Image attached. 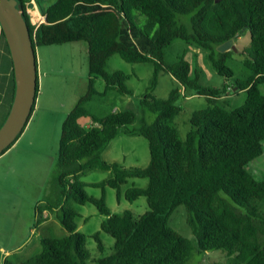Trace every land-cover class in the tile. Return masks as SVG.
<instances>
[{"label":"trees","instance_id":"obj_1","mask_svg":"<svg viewBox=\"0 0 264 264\" xmlns=\"http://www.w3.org/2000/svg\"><path fill=\"white\" fill-rule=\"evenodd\" d=\"M20 1L35 49L87 41L89 76L86 92L63 122L50 179L53 184L35 205L34 227L55 215L67 233L41 236V250L17 264H88L92 259L88 235L78 229L81 212L75 204L87 202L105 215L101 229L92 233L98 248L104 250L101 230L114 237L110 253L93 257L97 264L185 263L195 245L168 223L180 204L187 206L199 251L221 249L225 264H264V177H257L249 166L264 151V92L260 87L264 83V0H36L46 17L37 28L27 11L30 0ZM132 11L151 27L157 24L154 35L130 18ZM246 28L251 40L240 53L249 75L236 84L247 95L238 107L220 101L228 87L236 84L226 83L224 90L205 86L200 83L199 69L188 59L164 60L165 47L180 38L206 49L217 72L229 77L233 69L227 60L234 51H221L218 46ZM114 53L130 62L154 63L152 83L140 100V117L132 109L103 116L88 110L87 103L98 93L97 76L105 80L102 93L133 92L128 84L130 73L107 70ZM162 71L178 84L167 96L158 97L152 91ZM193 94L205 95L208 106L192 111L191 127L182 138L175 117L182 110L180 99ZM87 117L90 122L84 125L82 119ZM121 129L147 138V166L127 167L102 157ZM93 164L112 169L113 175L99 182L83 181L81 175ZM131 177L148 178V182L123 191L122 185ZM87 185L100 186L101 196L89 194ZM108 186L116 188L119 200L123 196L134 201L144 195L148 209L139 215L131 209L112 212L106 202Z\"/></svg>","mask_w":264,"mask_h":264},{"label":"rangeland","instance_id":"obj_2","mask_svg":"<svg viewBox=\"0 0 264 264\" xmlns=\"http://www.w3.org/2000/svg\"><path fill=\"white\" fill-rule=\"evenodd\" d=\"M129 16L139 26L148 28L151 35L155 34L157 24H153L151 27L144 21L139 20L141 16H138L136 11L129 12ZM250 40L251 33L248 28L243 30L241 35L235 38L234 42L238 49L234 50L230 48L234 51V54L227 60V65L233 69L232 72H229V74H232L229 77L217 72L208 57L206 49L196 44L188 43L180 38L175 39L169 46L165 47L164 60L167 63H174L181 58H186L192 63L193 68L199 69L201 84L218 87L224 90V85H226V83L234 85L238 79L244 80L248 77L249 70L243 64L244 56L240 53V49L244 45H249ZM39 52L46 62V67L48 69L52 68L51 70L59 75L56 82V95L59 98L65 96L75 105L78 98L86 92L88 85L89 63L87 41L80 40L59 44L41 45L39 46ZM116 69H121L131 74L128 84L133 88V92L131 94H122L118 90L113 89L107 91V93H102L106 86L105 80L102 76H97L95 86L98 93L87 103L88 110L92 114L103 116L114 110L132 109L137 113L138 117H140L142 113L140 100L152 83L154 76V63L152 61L130 62L122 58L120 54L114 53L108 60L107 70L114 71ZM177 84L178 81L170 73L162 71L159 74L158 84L152 93L158 97L167 96ZM260 87L264 92V83H262ZM225 94L226 95H224L220 101L222 102L225 100L229 104V107L234 108L240 106L245 101L247 92L245 89L239 88L236 84L233 88L228 87ZM180 104L182 110L175 117V122L178 126L180 136L184 138L191 127L190 116L192 111L207 107L208 101L205 95L194 94L192 96L182 97L180 99ZM89 120L83 118L82 122L84 125L89 124ZM134 124L138 125L139 121L137 120ZM59 139L60 138H58L55 144H50L51 152H53V149H55L56 146V153L58 154ZM12 156L15 158L16 153ZM102 157L107 161L118 162L127 167H145L150 161L148 140L143 135L127 134L121 129L118 135L112 139L107 149L103 152ZM9 165L10 155L0 163V167H3L7 171ZM249 166L257 177H264V151L261 155L252 159ZM53 168H55V166ZM54 173L55 170L52 175H54ZM112 175V169H104L97 164H93L85 170L81 178L83 181L91 183L105 180ZM147 182L148 178L131 177L122 185V190L125 191L126 188L131 185L145 186ZM52 184L53 180L47 182L43 197L50 190V185L52 186ZM42 185H44L42 181H36L32 178L21 175V186L23 189L21 193L25 194L26 199L27 197H35L36 193L34 189L39 188ZM15 188L17 192L20 191V187L17 185H15ZM86 190L89 194L97 197L102 194V188L100 186L87 185ZM106 202L112 212L121 213L125 209H131L136 215H139L148 209L147 199L144 195L134 201H130L124 197L119 200L116 188L110 186L106 189ZM75 204L83 215H87V219H84L81 216L77 217V222L78 229L88 235V249L92 257V259L88 261V264H97V262L93 260V257L98 258L110 253L114 237L110 233L101 230L100 235L104 245V250L101 251L98 248V242L92 236V233L101 229V223L105 216L99 211L97 206L91 202ZM5 215L8 218L6 224L9 226L6 232L8 233L10 230L12 232L13 227L17 222L18 225L21 224V217L19 218V221H17L15 218L16 213H6ZM188 215L189 212L187 206L185 204H180L173 211L168 220L169 225L190 238L195 245L193 254L183 264H225L227 258L225 252L221 249L199 251L197 239L195 238L192 227L188 221ZM25 225L28 227V222H26ZM60 226L63 227L64 225L59 219L49 220L48 223L44 225L43 230H40L39 224L36 225L28 244L32 245L33 243H36L37 240H39L38 236H40L41 231L49 233L51 236H60ZM20 239L21 234L19 232L13 243H16V241H19ZM29 253L25 254L24 251L19 250V256H17V258L21 259V255H26L28 259L34 255L33 252L32 254ZM12 257L15 256L12 255Z\"/></svg>","mask_w":264,"mask_h":264},{"label":"crops","instance_id":"obj_3","mask_svg":"<svg viewBox=\"0 0 264 264\" xmlns=\"http://www.w3.org/2000/svg\"><path fill=\"white\" fill-rule=\"evenodd\" d=\"M34 14L39 15L44 13L38 6L35 8ZM8 47L7 39L3 34V28L0 24V123L4 122L9 114L15 93L13 58ZM36 52L38 93L34 108L16 141L0 155V163L10 155L9 169L6 171L3 167H0V264H6L7 261L17 264L23 261V259H27L26 255H21V259L17 258L19 250L24 251L25 254L29 252H31L29 254H32V252L35 254L42 248L41 236L49 235V233L41 231L40 236H38L39 240L32 245L28 244L31 239L30 236L36 228L34 227V220L36 219L35 205L45 198V196L43 197L45 186L53 176L52 174L55 169L53 167L57 158L56 146L53 152H51L50 144H55L58 138H60L63 122L74 106V103L65 96L59 98L56 95V82L59 75L53 72L52 68L48 69L46 67V62L39 52V46L36 48ZM85 119L89 120L90 118ZM14 153H16L15 158L12 156ZM21 175L36 181H42L44 184L34 189L36 193L35 197H27L26 199L25 194L21 193L23 190ZM15 185L20 187V191H16ZM6 213H16L15 218L17 221L21 217V224L18 225L17 222L12 232L10 230L8 233L6 232L9 227L6 224L8 221ZM81 217L87 219V215H83L82 213ZM51 219L58 218L55 215H50L39 224L40 230H43L44 225ZM26 222H28V227L25 225ZM59 231L61 232L60 236L67 233L64 226H60ZM19 232L21 239L13 243ZM12 255L15 257H12Z\"/></svg>","mask_w":264,"mask_h":264},{"label":"water","instance_id":"obj_4","mask_svg":"<svg viewBox=\"0 0 264 264\" xmlns=\"http://www.w3.org/2000/svg\"><path fill=\"white\" fill-rule=\"evenodd\" d=\"M0 24L13 58L15 74L14 99L0 126V153L13 143L25 127L37 96V52L20 0H0ZM234 38L218 46L221 51L237 50Z\"/></svg>","mask_w":264,"mask_h":264},{"label":"built area","instance_id":"obj_5","mask_svg":"<svg viewBox=\"0 0 264 264\" xmlns=\"http://www.w3.org/2000/svg\"><path fill=\"white\" fill-rule=\"evenodd\" d=\"M37 1L36 0H30L27 3V11L30 14V20L33 25H35V28L39 26L40 23L45 21V14H34L35 8H37Z\"/></svg>","mask_w":264,"mask_h":264}]
</instances>
